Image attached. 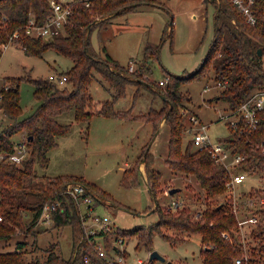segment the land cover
Returning a JSON list of instances; mask_svg holds the SVG:
<instances>
[{"label": "trees", "instance_id": "16d2710c", "mask_svg": "<svg viewBox=\"0 0 264 264\" xmlns=\"http://www.w3.org/2000/svg\"><path fill=\"white\" fill-rule=\"evenodd\" d=\"M143 1L145 0H93L90 5L76 2L67 32L45 38L26 33V26L33 17L38 22L46 20L51 11L50 0H0V58L7 44L15 41L27 53L41 54L47 48L53 47L70 55L74 60L72 68L66 72L69 74L67 83H70V86L59 85L48 77H31L39 104L34 111L21 119L19 114L23 110L20 93L22 78H4L10 87L6 90L0 89L3 94L0 104L4 107L5 115L14 119V122L8 125L0 123V239H10L19 232H35L44 205L59 200L61 207L54 216V225L72 223L74 242L80 240V216L74 202L66 197L64 190L68 182L78 181L97 194L95 184L78 174L62 173L52 176L40 173L38 166L47 169L51 162L50 150L59 144V137L71 130L72 121H62V113L74 110L76 121L88 122L84 129L85 134L88 133L90 120L94 115L120 114L115 108L114 98L100 99L94 96L91 84L96 72H100L109 80L110 86L115 87L114 96L125 94L130 83L148 80L144 67L151 56L158 52L156 45L148 43L143 61L131 70L130 64L123 65L109 53L106 57L99 56L91 39L93 30L103 20L133 11ZM212 1L219 4L215 15L216 34L204 61L186 77L169 76L165 85L158 83L156 87L151 84L156 91L162 92L165 103L161 109L153 110V115L152 111L147 115V119L153 120L155 131L162 120L170 125L165 161L173 171L195 176L204 197L201 203L204 213L201 217L193 219L194 208L185 205L183 200L181 201L184 203L178 207H166L167 213L156 203L154 210L160 211L158 221L149 227L120 229L116 235H138V246L145 245L151 249L155 232L161 233L172 244L182 242L187 239L189 232H193L200 234L202 240L203 264H236L238 257L244 258L241 264H264V203L255 207L246 203L254 191H249L248 195L246 193L245 199L243 198L245 201H241L246 207L254 209V213L259 217L258 223L254 224L255 228L250 231L249 247L245 248L236 233L239 226L233 211V201L221 200L229 190L230 175L227 167L218 163L207 148H196L192 140L185 142L184 139L188 129L185 110L189 107L185 102L190 99V95L180 89L182 79L205 75L208 69L213 67L216 80L225 83L217 96L227 100L231 107L239 106L255 89L264 88V11L261 9L258 12L259 19L256 24H249L231 0ZM221 10L231 14V20L235 17L237 23L230 21L220 25L218 18ZM100 15L105 16L104 19L96 21ZM15 31L19 33L17 37H13ZM260 48L262 53L259 52ZM262 114L263 119L257 129L246 131L230 127L231 134L227 140L236 147L237 152L246 155L247 158L241 166H245L250 173L264 177V111ZM124 115L126 116L125 113ZM20 131H23L21 141L26 143L27 152L25 158L18 163L9 160L8 156L16 149L13 135ZM145 151L142 157L148 173L147 183L156 196L157 191L161 190L159 186L162 172L155 167V157L149 152V148ZM125 173L124 181L133 182L142 170L135 165L126 169ZM26 213H29L28 218ZM164 228L171 229V233ZM227 231L231 236L226 237L224 233ZM183 232L186 235L182 234ZM26 244V241L21 240L15 249L0 251V263L74 264L78 259L74 253L70 257L58 253L55 243L47 248L45 259H29L26 256ZM81 244L86 250V244ZM99 263L105 264L103 260Z\"/></svg>", "mask_w": 264, "mask_h": 264}, {"label": "rangeland", "instance_id": "374dc122", "mask_svg": "<svg viewBox=\"0 0 264 264\" xmlns=\"http://www.w3.org/2000/svg\"><path fill=\"white\" fill-rule=\"evenodd\" d=\"M149 1L139 3L133 11L103 20L91 34L92 44L99 56L106 57L109 53L125 66L133 63V68L138 67L143 61L146 45L148 43L156 45L158 52L151 56L144 67L148 80L130 83L125 94L114 96L115 87H111L109 80L100 72H96L91 84L94 96L100 99L114 98L115 108L120 114L94 115L90 120L88 133L85 134L84 129L88 122L76 121L74 110L62 113L60 115L62 121H72L71 130L59 137V144L50 150L51 162L47 169L41 166L38 168L40 173L52 176L62 173L82 175L95 184L101 202L93 209V217L97 213L110 215L111 226L115 230L107 240L102 237L101 244L116 253V257L120 251L115 246L126 251L128 264H137L139 258L149 259V264H165L158 259L150 260L153 249H158L167 259L177 264H203L201 254L203 245L200 234L197 233L189 232L187 239L172 244L161 233L155 232L151 249L145 245L138 246V235L120 234L125 238V242L115 237L120 229L149 227L158 221L160 211L154 210L156 203H159L166 212V207H169L173 199L183 200L185 205L194 208L193 219L198 218L197 209L204 208L201 204L204 197L195 176L175 172L165 161L169 147L170 125L162 120L155 131L154 122L147 119V115L150 111L153 115V110L161 109L165 103L162 92L156 91L151 84L156 86L161 78L167 76L186 77L204 61L216 34L215 15L219 4L212 0H152L157 1L153 3ZM104 17L100 15L96 21ZM230 21L231 14L221 10L218 23L221 25ZM73 64L74 60L70 55L53 47L39 54L27 53L15 41L7 44L0 58V74L3 78H22L20 93L23 110L19 114V119L29 115L39 104L31 77L50 78V74L67 72ZM133 68L130 67L131 70ZM221 88L213 67L209 68L205 75L182 79L180 84V89L190 95V99L185 102L189 106L185 110L186 122L189 124L192 112L198 113L203 121L209 123L208 130L212 141H224L231 134L228 117L224 116L230 112L231 106L227 100L218 98ZM12 122L14 119L7 115L2 119V125ZM23 136V131L13 135L16 145ZM190 137L191 134L185 131V142L191 140ZM147 148L155 157V167L162 172L159 186L161 190L157 191L156 196L147 183L148 173L142 157ZM135 165H138L142 173L137 180L125 182L126 169ZM170 186H182V190L171 194L168 189ZM260 188H264V177L249 173L243 182L227 190L226 195L221 197V200L237 199L240 202L236 214L238 226V219L248 221V216L254 213V209L246 207L245 203L241 202L245 201V194L254 191L252 196L258 199L264 195V190L260 191ZM80 208L84 213L86 203L83 199L80 200ZM28 215L29 213H26V218ZM83 226L88 230L90 226H96V223L88 219ZM254 228L255 225L246 222L242 228L239 226V231H236L242 241L246 239L244 242L246 245L243 244L245 248L249 247L250 231ZM35 229V232H19L10 239L1 238L0 251L13 250L19 241L24 240L27 243L25 249L29 259L32 257L45 259L48 254L47 248L54 243L58 253L70 257L74 253V246L82 239L80 230V240L74 242L75 232L72 223L49 225L45 220L39 219ZM164 229L169 233L172 231ZM86 244L87 248L91 245L88 240ZM80 263L78 255L74 264Z\"/></svg>", "mask_w": 264, "mask_h": 264}, {"label": "built area", "instance_id": "2783aa9c", "mask_svg": "<svg viewBox=\"0 0 264 264\" xmlns=\"http://www.w3.org/2000/svg\"><path fill=\"white\" fill-rule=\"evenodd\" d=\"M93 0H50L51 11L43 22H38L34 17L30 18L27 26L26 33L31 35L42 36L45 38L55 37L67 32V26L71 21L73 12L75 11L76 2H84L86 5H90ZM233 5L238 9L240 14L244 17L245 21L249 24H256L258 22V12L262 9L264 11V0H231ZM232 21L237 23V19L232 17ZM18 31H15L13 37L18 36ZM133 68V63L130 65ZM134 69V68H133ZM170 77L161 78L159 83L165 85ZM50 79L59 85H64L68 82L69 74L66 72H59L57 74H50ZM4 78L0 74V89L5 90L10 87L9 82L4 81ZM227 81V80H225ZM217 83L222 86V80H217ZM3 98L2 92H0V101ZM264 111V88L255 89L239 106L231 107L230 112L226 115L227 122L230 127L241 130L253 131L260 125ZM5 116L4 107L0 104V123ZM209 123L203 121L198 114H192L189 118V124L187 133L191 134V140L196 148H207L214 159L227 167L230 178L228 181L229 190H231L236 184L245 180L250 173L245 166L241 164L246 160V155L236 151V147L231 144L227 139L224 141H212L209 133ZM27 152V145L25 142L20 141L16 145L15 151L9 154V160L13 162H21ZM66 197H69L75 204L76 209L80 215L82 225V239L76 244L74 250L75 255L80 258L81 264H100L99 261L103 260L105 264H128L126 262V251H122L115 246L120 252L118 257L116 253L111 252L108 248L101 244V238L105 237L107 240L110 234L112 235L115 230L111 226L112 218L108 214H95L93 217V209L101 202V198L95 194L87 185L78 182L70 181L66 185L64 190ZM260 197V196H259ZM83 199L86 203L85 212L82 213L80 208V200ZM232 200V199H231ZM233 201V211L238 214V206L240 202ZM258 203H264V195L260 198H254L251 196L246 202L250 206ZM182 201L179 199H173L169 204L170 208L178 207L182 205ZM61 207L59 200L53 202H47L42 210L40 219L45 220L49 225L54 223V216L58 209ZM64 209V208H62ZM204 213L203 208H199L196 211V217H201ZM249 220H239V226L242 228L246 222L257 224L259 221L258 214L253 213L248 216ZM2 218V216H0ZM92 219L96 226H90L86 230L83 223L85 220ZM226 236H230L229 232L224 233ZM117 239L125 242V238L115 235ZM86 240L90 242V246L86 247V250L82 247V244H86ZM245 238L243 244L246 245ZM87 245V244H86ZM246 257V256H245ZM243 257L236 259V264L243 262ZM149 259H138L137 264H149Z\"/></svg>", "mask_w": 264, "mask_h": 264}, {"label": "water", "instance_id": "95a60500", "mask_svg": "<svg viewBox=\"0 0 264 264\" xmlns=\"http://www.w3.org/2000/svg\"><path fill=\"white\" fill-rule=\"evenodd\" d=\"M259 52L262 53V49H259ZM182 190V186H172L169 188V193L174 194L178 191ZM150 259H158L164 262L165 264H177L175 261L171 259H167V257L162 254L158 249H153L150 253Z\"/></svg>", "mask_w": 264, "mask_h": 264}, {"label": "crops", "instance_id": "0c3cea01", "mask_svg": "<svg viewBox=\"0 0 264 264\" xmlns=\"http://www.w3.org/2000/svg\"><path fill=\"white\" fill-rule=\"evenodd\" d=\"M169 27H171V26H169ZM81 230H82V228H81ZM75 247V246H74ZM74 254H75V250H74Z\"/></svg>", "mask_w": 264, "mask_h": 264}]
</instances>
